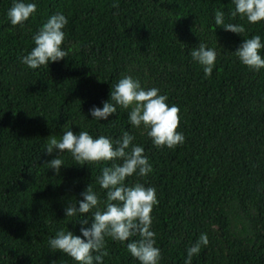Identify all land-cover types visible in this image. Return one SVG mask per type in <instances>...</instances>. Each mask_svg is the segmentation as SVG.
I'll use <instances>...</instances> for the list:
<instances>
[{"label":"trees","instance_id":"16d2710c","mask_svg":"<svg viewBox=\"0 0 264 264\" xmlns=\"http://www.w3.org/2000/svg\"><path fill=\"white\" fill-rule=\"evenodd\" d=\"M27 2L36 13L13 26V0H0V264H77L49 240L60 230L83 238L80 221L90 227L93 214L65 217L64 210L68 203L79 207L89 184L103 208L107 190L97 178L120 161L79 165L69 152L46 154L51 137L60 140L67 130L113 141L128 131L144 148L152 171L126 184L156 189L151 230L158 264H184L204 233L209 244L192 264H264V69H250L234 54L254 35L264 43V21L231 17L232 0H118V9L117 0ZM217 10L246 31L216 26ZM56 12L68 19L61 46L68 55L31 69L21 58ZM200 42L217 52L209 77L190 55ZM124 75L158 88L180 109L182 145L156 147L143 126L130 124V109L118 105L107 120L89 114L110 100ZM58 155L63 166L56 175L46 163ZM128 242L106 237L104 264H140Z\"/></svg>","mask_w":264,"mask_h":264},{"label":"clouds","instance_id":"9594fccd","mask_svg":"<svg viewBox=\"0 0 264 264\" xmlns=\"http://www.w3.org/2000/svg\"><path fill=\"white\" fill-rule=\"evenodd\" d=\"M235 9L231 17L238 14L251 24L264 21V0H232ZM119 7L118 0L112 5ZM37 11V5L27 0H13L7 15L13 26L26 22ZM215 25L221 26L225 31L241 35L246 31L240 24L225 23L224 13L217 10ZM68 19L61 12L51 15L33 36L35 46L21 62L31 69L56 62L67 57L68 52L62 49L65 40L64 27ZM264 48L259 35L244 39L243 43L234 52L239 60L250 69L259 71L264 69V58L260 50ZM191 57L202 67L206 77L211 76L217 59V52L205 43L191 50ZM167 95H161L158 88H144L138 79L124 75L111 89L110 100L103 102V107L93 106L89 114L95 120H107L117 112V105L123 109H130L128 118L133 127L143 128L156 147L167 146L174 148L185 142V136L178 131L180 124V109L169 106ZM114 102V103H113ZM135 136L125 131L122 137L113 141L109 137L99 136L93 138L86 130L75 134L71 130L63 133L57 140L52 136L45 151L51 155L54 150L59 153L69 152L79 165L85 163H98L101 161H120L110 167H104L97 182L102 189L107 190V199L104 207L97 193L89 184L81 193L83 200L76 204L68 203L64 213L65 217L91 212L93 222L90 227L87 220L80 221L81 236L74 235L72 231L60 230L56 236L49 240L53 251L69 255L77 264H104V258L109 255L106 249V237L121 243H127V250L140 264H158L161 259V250L156 247L155 233L151 230L154 206L159 201L155 187H146L142 183L126 184V179L134 174L147 176L152 171L144 148L134 144ZM58 155L47 162L50 169L60 174L63 160ZM93 209H96L94 212ZM139 236L138 240L131 239ZM209 239L206 233L187 249V258L184 264H192V257L198 254L202 246H207ZM55 264V262H53Z\"/></svg>","mask_w":264,"mask_h":264}]
</instances>
